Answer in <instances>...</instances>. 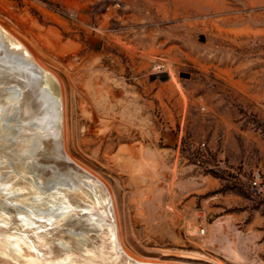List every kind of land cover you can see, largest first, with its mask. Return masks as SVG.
Instances as JSON below:
<instances>
[{
	"label": "rangeland",
	"instance_id": "1",
	"mask_svg": "<svg viewBox=\"0 0 264 264\" xmlns=\"http://www.w3.org/2000/svg\"><path fill=\"white\" fill-rule=\"evenodd\" d=\"M0 20L62 80L67 149L131 254L264 264V0H0Z\"/></svg>",
	"mask_w": 264,
	"mask_h": 264
},
{
	"label": "bare ground",
	"instance_id": "2",
	"mask_svg": "<svg viewBox=\"0 0 264 264\" xmlns=\"http://www.w3.org/2000/svg\"><path fill=\"white\" fill-rule=\"evenodd\" d=\"M61 81L0 23V264H193L129 252L112 188L67 149Z\"/></svg>",
	"mask_w": 264,
	"mask_h": 264
},
{
	"label": "built area",
	"instance_id": "3",
	"mask_svg": "<svg viewBox=\"0 0 264 264\" xmlns=\"http://www.w3.org/2000/svg\"><path fill=\"white\" fill-rule=\"evenodd\" d=\"M166 66L164 63H156L154 66H153V71L155 72H161L163 70H165ZM255 184H257V181H254Z\"/></svg>",
	"mask_w": 264,
	"mask_h": 264
},
{
	"label": "water",
	"instance_id": "4",
	"mask_svg": "<svg viewBox=\"0 0 264 264\" xmlns=\"http://www.w3.org/2000/svg\"><path fill=\"white\" fill-rule=\"evenodd\" d=\"M167 77H168V75H167Z\"/></svg>",
	"mask_w": 264,
	"mask_h": 264
}]
</instances>
